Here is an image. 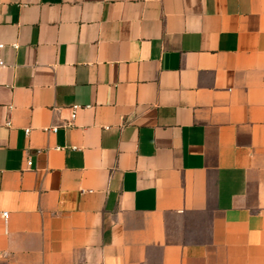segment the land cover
Returning <instances> with one entry per match:
<instances>
[{"label": "crops", "instance_id": "crops-1", "mask_svg": "<svg viewBox=\"0 0 264 264\" xmlns=\"http://www.w3.org/2000/svg\"><path fill=\"white\" fill-rule=\"evenodd\" d=\"M0 44V264H264V0H0Z\"/></svg>", "mask_w": 264, "mask_h": 264}, {"label": "built area", "instance_id": "built-area-1", "mask_svg": "<svg viewBox=\"0 0 264 264\" xmlns=\"http://www.w3.org/2000/svg\"><path fill=\"white\" fill-rule=\"evenodd\" d=\"M3 47H4V45H3V44H0V48H3ZM5 67H6V62H5V60H4L3 58L0 57V77H1L2 71H3V69H4ZM69 108H70V111H71V114H70V120H71V121H74V120L76 119V117H77L78 111H79L80 109H82V108H85V107H84L83 105H80V104H73V105H71ZM9 124H10V122L8 121V125H9ZM57 130H58V127H57V126H52V127H46V128H45V131H47V132H57ZM25 131H26L27 134H29L30 129L28 128V129H26ZM32 163H33V161H32V159H31V157H29V158H28V161H27L28 166H31ZM3 216H4L5 218H8V212H4V213H3Z\"/></svg>", "mask_w": 264, "mask_h": 264}]
</instances>
